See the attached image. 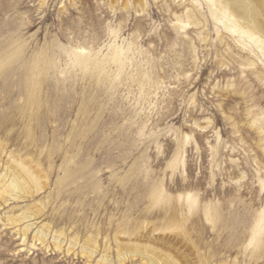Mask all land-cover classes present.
<instances>
[{"label": "rangeland", "instance_id": "374dc122", "mask_svg": "<svg viewBox=\"0 0 264 264\" xmlns=\"http://www.w3.org/2000/svg\"><path fill=\"white\" fill-rule=\"evenodd\" d=\"M213 2L0 0V264H264V35Z\"/></svg>", "mask_w": 264, "mask_h": 264}, {"label": "bare ground", "instance_id": "6f19581e", "mask_svg": "<svg viewBox=\"0 0 264 264\" xmlns=\"http://www.w3.org/2000/svg\"><path fill=\"white\" fill-rule=\"evenodd\" d=\"M207 1L210 3L211 6L212 5L215 6L213 0H207ZM216 1L221 2L223 5H225L227 10L229 11V14L235 16L238 19L239 23L243 26V30L241 32H243L248 38L255 39V34L264 35V3L261 2V0H216ZM229 27L237 28V26L232 24H229ZM18 188L21 189L23 193L26 192L24 188L22 187L21 188L18 187ZM33 216H35V214L29 212L23 218L30 219ZM150 259L153 263H157L156 259H154L153 257Z\"/></svg>", "mask_w": 264, "mask_h": 264}]
</instances>
